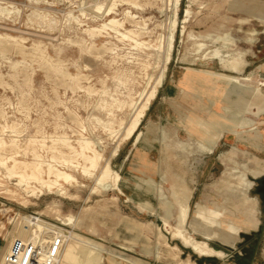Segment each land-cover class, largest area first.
Instances as JSON below:
<instances>
[{"label": "rangeland", "instance_id": "1", "mask_svg": "<svg viewBox=\"0 0 264 264\" xmlns=\"http://www.w3.org/2000/svg\"><path fill=\"white\" fill-rule=\"evenodd\" d=\"M114 3L110 18L126 30L147 33L135 39L144 43L142 47L115 37L111 29L96 32L109 20L103 12L110 0H0V9L11 11L0 12V159L9 168L13 159L42 163L44 170L45 164L60 168L62 155L73 156L61 145L62 137L78 152L76 142L81 136L100 141L97 149L110 158L119 135L109 130L129 122L141 103L139 94L163 76L153 100V128L148 119L142 121L138 142L132 137L110 160L112 167L119 166L113 169L123 179V195L118 191L91 195L93 182L79 178L87 188L67 187L70 193L65 195L54 190L29 197L0 165V264L11 240L24 232L23 217L29 216L52 225L73 219L74 233L98 243L104 256L127 264L136 260L175 264L183 257V248L162 230L161 218L170 212L168 220L175 226L180 208L189 205L186 229L192 234L199 204L257 222V258L264 263V114L256 117L258 110H264V0H181L168 63L155 50L165 45L170 32L171 0ZM101 4L103 9L95 13ZM91 30H95L92 37L86 32ZM197 71L230 75L243 85L237 88L239 96L252 93L244 118L252 120L256 130L248 133L244 123L231 132H242L240 140L224 133L212 154L200 146L208 147L215 132L201 135L187 124V117L221 122L219 115L246 108L248 101L228 107L224 93L232 84L219 80L213 84L223 91L215 92L217 104L210 106L211 90L202 95L197 81L188 90ZM175 85L179 95L171 96ZM168 104L179 113L173 114ZM32 151L42 162H34ZM135 185L150 192L138 193ZM127 196L149 202L153 215L128 202ZM163 196L171 209L163 204ZM76 217L81 219L78 227ZM125 223L136 231L126 229ZM208 244L225 254L233 249L243 255L242 250L251 247V237L240 233L234 245L224 234Z\"/></svg>", "mask_w": 264, "mask_h": 264}, {"label": "bare ground", "instance_id": "2", "mask_svg": "<svg viewBox=\"0 0 264 264\" xmlns=\"http://www.w3.org/2000/svg\"><path fill=\"white\" fill-rule=\"evenodd\" d=\"M114 1L115 0H110L111 5L108 6L107 8L104 5L105 11L103 10L104 11L103 16L109 17V20L103 22V24H101L100 28L96 32L105 29H109V30L111 29L113 30L112 32H114L117 35L115 37L121 38L122 40L131 39L136 47L138 46L142 47L144 43L143 42L138 43L135 39L139 38L142 34L145 35L147 33H141V32L138 33L135 30H126V28L123 26V23H120L118 20H115L114 18H110V16L112 15V10L116 8L114 7L115 6ZM180 1L181 0H171L170 10L172 11V17H171L172 22H171L170 32L166 39L165 45H163L161 48L158 47L155 50L158 56L163 57L164 55L166 63L169 62L171 56V49L174 40L173 33L177 23L176 22L177 8ZM103 4L96 7L95 13L101 12V10L103 9ZM133 5L135 7L139 6L137 3L136 4L133 3ZM0 12L1 14H6V15L11 14V11L8 9V7L0 9ZM128 15L129 13H126V16ZM129 17L134 25L138 24V22H135L136 18L132 17L131 15H129ZM185 21L186 20H184V23ZM86 32L92 37L94 36L95 30L86 31ZM202 74L207 78L215 81L224 80L230 82L233 88H238V87L240 88L243 86L237 79L230 77V75L227 76L221 73H210V72H204ZM162 79L163 76H161L158 79V81L155 83L154 86L150 87V90L148 92L146 93L142 92L141 94H139V99H141V103L137 108H134L133 117L130 119L129 122L120 123L118 126V130H111V129L109 130L111 135L112 134H114L115 136L119 135L118 141L116 142L112 150L110 158L105 159L104 155L97 149V145L98 144L101 145L100 141L95 142L89 140L84 136H81L76 142L79 148V152H78L76 151V148L74 150V147L69 145L68 140L65 137H62L61 139H59V141H61V145L63 143V145L70 151V153L73 154V156L62 155V159L60 162H58V164L59 165L63 164L64 166L61 165L60 168H57L52 164H45L44 166H46V169L44 170L42 163L32 164V163L20 162L14 159L11 162L13 163V165L10 166V168L7 166L6 161L4 162L1 159H0V165L4 169L5 173H8L9 176H14L16 178L17 180L16 186L19 187L22 191L29 194V197H34L37 193L42 194L43 191L48 192L50 194L54 190H58L59 192H61V194L65 195L70 193L67 187L74 189L87 188L85 184L79 181V178L82 179L85 178L93 182V186L90 189L91 195L98 194L102 196L106 192H113V191H118L123 195V192L120 188L123 179L120 176L119 172L113 169L110 160L118 156L122 144L128 142L132 137L134 138L136 137L135 142H138L139 138L142 136V133H140L138 129L143 119L145 118L146 111L151 101L154 100L157 94V88L160 82L162 81ZM246 81L248 80L246 79ZM261 86L264 87V82L261 84ZM247 109L248 106H246V108H238L237 112L241 113L240 115H238V117L236 115L235 117L233 116V113L226 111L225 116L222 115L218 116L221 119V122H212L211 124L214 129H217L216 132L218 134L227 133V132L231 133L234 130L240 129L244 125L245 123L244 115L247 114ZM262 114H264V110H258L256 116ZM254 130L255 129H253V131ZM208 132H212V131H208ZM215 143H216V139L214 141H211V144L208 147H203V146L201 147L204 148L206 151H208V153L212 154ZM2 144L3 142L0 143V145ZM33 160L34 162H42V160H40L36 152H34L33 154ZM79 161L81 162L79 163ZM65 165L70 166V169L66 168ZM32 184H35V186H32ZM146 190L150 192L149 188H146ZM126 198L128 202L132 203L131 196H127ZM112 199L114 201L116 200L115 197H113ZM161 200L168 209L172 208V204L169 201H167V198L165 196H163ZM188 212L189 209L187 206H183L180 208V213L178 215V220L175 226H171L168 219L161 218L163 224L162 230H164L166 234H169L172 240L177 241L182 248L189 250L193 255L199 258H216L219 260L225 259L226 258L225 253H223L220 250H216L215 248L210 246L206 240H197L191 234L188 233V230L186 229ZM168 216L170 217V212H168ZM35 218H31L30 216L29 218L23 217L20 227L21 228L24 227V232L22 235H19L16 238L23 240L25 238L30 237L31 235H34V233H31V228L34 227L38 229V231L40 232H45V233L50 232L56 236L57 235L61 236L63 238L64 245L59 258V264H62V255L64 252V248L69 237L72 235L71 232L75 227L76 224L75 221L73 219L72 221L71 219H68L67 221L60 223L58 225H52L43 222L39 217H35ZM67 222H70V224L66 225ZM160 230L161 229L157 228L158 232ZM41 236H42L41 240L49 241V236L46 237L45 234H42ZM73 238L75 239V241L81 240L76 235H73ZM5 253L3 254L2 257V264H4L3 258ZM107 260H114V258L109 257Z\"/></svg>", "mask_w": 264, "mask_h": 264}, {"label": "crops", "instance_id": "3", "mask_svg": "<svg viewBox=\"0 0 264 264\" xmlns=\"http://www.w3.org/2000/svg\"><path fill=\"white\" fill-rule=\"evenodd\" d=\"M218 65L220 67V64ZM246 69L247 68H244V72ZM219 70H221L222 72L224 71L222 70L221 67L219 68ZM204 72H208V71H197L195 72L197 73V75H193L190 77V81L188 83V87H189L188 90L190 89V86L193 82H196V81L199 82L200 84H202V87H203V88H200L201 94L202 95L204 94L207 96L206 90L207 91L211 90L210 92H212L211 95L213 96L209 94L207 96L209 105L216 106L217 101L214 97L215 92L217 95V93L219 94L223 90L216 88L215 84L213 83L217 81L209 79L206 76H204L202 74ZM210 73H216V72H210ZM172 88L174 90L170 88L171 92L173 93L171 94V96L179 95V94H176L178 93L177 86L175 85ZM246 93L249 96H246L243 98L239 96V94L237 93V88H233L230 86V88H228L226 92L224 93V102L230 105V106L228 105V107H231V106H234L235 104L238 105L239 102L241 103V101L244 100V101H248V107H249L250 101L252 99L250 96L252 93L250 92L249 93L246 92ZM171 96L170 95L167 96L168 101H170ZM195 97L199 100L204 99L202 96L201 97L195 96ZM231 101L234 102L233 105H231ZM190 104L192 103H188V105ZM194 105L196 104H193V106ZM169 107L172 110L173 114L174 112L179 113L178 108H176L175 106L169 105ZM231 113L237 114V110L236 111L231 110ZM187 118H189V120L187 121V124L192 126L195 131L200 132L201 135L206 134L208 131L215 132V134L213 135L214 138L216 139V143L214 146V149H215V147L217 146V143L220 141L224 133L218 134L216 131L213 130L210 122H207L206 120L200 119L198 117H194L193 115ZM146 119L149 120V126L153 128V100L151 102V105L146 111L145 118L143 119V121ZM245 123L247 126L245 130L247 129L248 133L254 132L256 130V128L253 127L254 122L252 120L245 118ZM253 129L255 130L253 131ZM231 134L235 136L236 139H239V140L242 139V132L238 133L236 131L235 133H231ZM260 137L258 139H260ZM262 138L263 137H261V139ZM135 187L140 189L139 188L140 185L139 186L135 185ZM137 192L141 194H144V193L147 194L146 190H142V188L138 190ZM131 198H132V203L135 204V206L138 209H140L141 211H147L151 215H153V207L151 206L149 202L142 201L137 196H131ZM186 201L188 202V199H186ZM189 208L190 207L188 205V209ZM76 219H77V224H78L77 227H78L79 224L81 223V219L79 217H76ZM166 219H170V218L167 216ZM188 220H189V212H188V217L186 221V228L188 226ZM124 227L126 229H129L131 232L136 231L135 227L131 226L130 224L125 223ZM191 228H192L191 235L193 237L198 236L201 238V240H206L209 243L212 241L219 240L222 237V235L226 234V235H229V238L233 241V244L235 245L238 240L239 234L246 233V235L251 237V247L250 248L248 247L249 249L246 248L245 250H242L244 252L243 255L237 254L236 250H233V249L228 251V254H225L226 259L228 258L230 259V261L227 264H264V263H259L258 258H257L256 248L258 245L257 241H258V237H259L258 234L260 230L259 224L257 222L250 221L247 218L238 217L234 213H229V214L223 213V212L218 211L217 209H214V208L210 209L209 207H205L199 204L196 213L193 215ZM131 229H134V230L132 231ZM226 231H229L228 234ZM71 233L72 235L69 237L65 245V248H64V252L62 255V264H127L120 260H116L115 258L114 260H107L109 257H112V256H104L102 253V248L98 243L90 239L84 238L74 233V231ZM73 235L78 236L81 240L75 241V239L73 238ZM166 246L168 245L166 244ZM168 247L170 248V246ZM174 250H177L179 252L177 247H175ZM145 254L150 255V252L145 250ZM180 255L183 257L179 258V260L175 264H187L188 261H190L193 264H222V263H219V261H222V260H219L216 258H199V257L194 256L189 250H186L184 248H183V252L182 251L180 252ZM261 259L264 260V258H261ZM132 264H143V263L136 260ZM153 264H159V263L154 262ZM165 264H171V263H165Z\"/></svg>", "mask_w": 264, "mask_h": 264}, {"label": "built area", "instance_id": "4", "mask_svg": "<svg viewBox=\"0 0 264 264\" xmlns=\"http://www.w3.org/2000/svg\"><path fill=\"white\" fill-rule=\"evenodd\" d=\"M31 233L34 235L23 240H11L3 258L4 264H59L63 238L50 232H40L35 227L31 228ZM42 234L49 236V241L41 240Z\"/></svg>", "mask_w": 264, "mask_h": 264}, {"label": "water", "instance_id": "5", "mask_svg": "<svg viewBox=\"0 0 264 264\" xmlns=\"http://www.w3.org/2000/svg\"><path fill=\"white\" fill-rule=\"evenodd\" d=\"M113 168H114V169H118L119 166H118L117 164H114V165H113Z\"/></svg>", "mask_w": 264, "mask_h": 264}]
</instances>
